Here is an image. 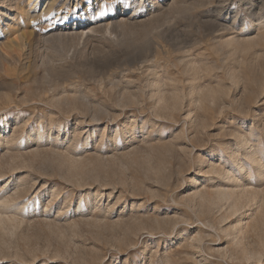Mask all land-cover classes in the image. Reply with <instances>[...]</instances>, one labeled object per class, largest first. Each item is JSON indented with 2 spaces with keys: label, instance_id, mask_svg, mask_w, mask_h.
Masks as SVG:
<instances>
[{
  "label": "rangeland",
  "instance_id": "374dc122",
  "mask_svg": "<svg viewBox=\"0 0 264 264\" xmlns=\"http://www.w3.org/2000/svg\"><path fill=\"white\" fill-rule=\"evenodd\" d=\"M0 139V264H264V0H0Z\"/></svg>",
  "mask_w": 264,
  "mask_h": 264
},
{
  "label": "bare ground",
  "instance_id": "6f19581e",
  "mask_svg": "<svg viewBox=\"0 0 264 264\" xmlns=\"http://www.w3.org/2000/svg\"><path fill=\"white\" fill-rule=\"evenodd\" d=\"M56 2V1H55ZM51 5V4H50ZM255 17V16H254ZM5 53V52H4ZM1 140V139H0ZM228 196H229V192L223 190V191H219L218 192V200H223V199H228ZM214 201V200H213ZM215 203L218 202V201H214ZM4 205V204H3ZM4 207V206H3ZM5 218L2 216V213L0 212V224H5ZM10 223V222H9ZM3 226V225H2ZM260 255V254H259ZM254 256V254H253ZM261 257V256H260Z\"/></svg>",
  "mask_w": 264,
  "mask_h": 264
}]
</instances>
